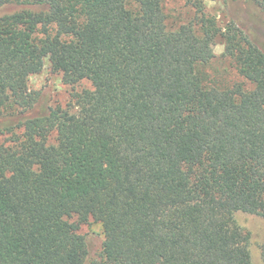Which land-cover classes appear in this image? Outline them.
<instances>
[{
  "label": "trees",
  "instance_id": "obj_1",
  "mask_svg": "<svg viewBox=\"0 0 264 264\" xmlns=\"http://www.w3.org/2000/svg\"><path fill=\"white\" fill-rule=\"evenodd\" d=\"M164 1L0 0V264H253L236 216L264 220V47L204 0L171 29ZM46 59L92 88L50 106L28 86Z\"/></svg>",
  "mask_w": 264,
  "mask_h": 264
},
{
  "label": "rangeland",
  "instance_id": "obj_2",
  "mask_svg": "<svg viewBox=\"0 0 264 264\" xmlns=\"http://www.w3.org/2000/svg\"><path fill=\"white\" fill-rule=\"evenodd\" d=\"M195 1L165 0L164 10L167 14L168 27L174 29L194 20L196 9L193 3ZM248 2L249 0H204L205 12L209 16L215 17L221 27H225L230 21H235L243 30L251 33L264 47V17ZM12 9L13 7L4 8L3 12ZM209 51L215 56L214 68L222 72L225 79L233 82L243 81L242 78L236 76L232 64L227 59L231 49L224 40L211 45ZM28 86L32 92H41L43 100H47V104L50 106L63 108L73 104L75 93L92 88L88 81H82L74 86L65 84L62 74L51 71L48 59L44 61L42 71L29 78ZM6 135L9 134H0V146L6 142ZM236 218L240 226L251 233L250 251L253 264H264V220L244 213H238ZM80 233L91 236L97 243L103 237L101 225L93 221L82 225Z\"/></svg>",
  "mask_w": 264,
  "mask_h": 264
}]
</instances>
